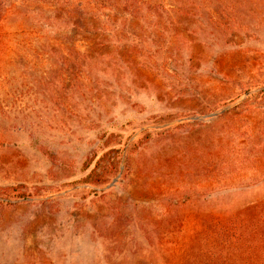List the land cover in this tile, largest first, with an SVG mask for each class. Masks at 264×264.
I'll use <instances>...</instances> for the list:
<instances>
[{
    "label": "rangeland",
    "instance_id": "1",
    "mask_svg": "<svg viewBox=\"0 0 264 264\" xmlns=\"http://www.w3.org/2000/svg\"><path fill=\"white\" fill-rule=\"evenodd\" d=\"M0 264H264V0H0Z\"/></svg>",
    "mask_w": 264,
    "mask_h": 264
},
{
    "label": "trees",
    "instance_id": "2",
    "mask_svg": "<svg viewBox=\"0 0 264 264\" xmlns=\"http://www.w3.org/2000/svg\"><path fill=\"white\" fill-rule=\"evenodd\" d=\"M238 225L243 226V223L237 222L236 227ZM228 232H229V230H225L224 235H229V239H231L232 241L241 242V240L244 239V235L242 234L241 229L236 231L235 233H233V230L230 233H228Z\"/></svg>",
    "mask_w": 264,
    "mask_h": 264
}]
</instances>
